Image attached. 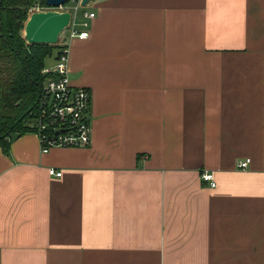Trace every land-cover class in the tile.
I'll use <instances>...</instances> for the list:
<instances>
[{"label": "crops", "instance_id": "obj_1", "mask_svg": "<svg viewBox=\"0 0 264 264\" xmlns=\"http://www.w3.org/2000/svg\"><path fill=\"white\" fill-rule=\"evenodd\" d=\"M77 10L90 145L0 147V264H264V0Z\"/></svg>", "mask_w": 264, "mask_h": 264}, {"label": "trees", "instance_id": "obj_2", "mask_svg": "<svg viewBox=\"0 0 264 264\" xmlns=\"http://www.w3.org/2000/svg\"><path fill=\"white\" fill-rule=\"evenodd\" d=\"M32 7L50 8L45 0H0V147L5 153L13 136L33 133L28 123L40 87L48 77L41 70L45 59L59 48L28 44L23 38V26Z\"/></svg>", "mask_w": 264, "mask_h": 264}, {"label": "built area", "instance_id": "obj_3", "mask_svg": "<svg viewBox=\"0 0 264 264\" xmlns=\"http://www.w3.org/2000/svg\"><path fill=\"white\" fill-rule=\"evenodd\" d=\"M78 8L77 3L63 11L70 13L71 20L68 29L59 36L60 39L65 32L67 40L86 37V33H77L72 28L71 21ZM84 17L92 18L93 14L85 13ZM62 42L63 40L56 44L59 48L54 55L52 67L41 70V74L48 77L40 87L35 111L29 120L30 124L28 123V127L33 128L32 134L37 138L40 154H46L51 149H77L90 145L89 92L70 85L66 69L67 46ZM248 162L247 159L239 162L237 168L245 169ZM47 174L56 178L60 176V172L53 169H47ZM200 178L213 186L211 173H202Z\"/></svg>", "mask_w": 264, "mask_h": 264}, {"label": "water", "instance_id": "obj_4", "mask_svg": "<svg viewBox=\"0 0 264 264\" xmlns=\"http://www.w3.org/2000/svg\"><path fill=\"white\" fill-rule=\"evenodd\" d=\"M70 0H45L50 8H58ZM92 0H79V8H85ZM71 16L68 12H33L23 26V38L28 44L56 45L59 36L68 29Z\"/></svg>", "mask_w": 264, "mask_h": 264}, {"label": "rangeland", "instance_id": "obj_5", "mask_svg": "<svg viewBox=\"0 0 264 264\" xmlns=\"http://www.w3.org/2000/svg\"><path fill=\"white\" fill-rule=\"evenodd\" d=\"M78 1L79 0H71L70 2H68L66 5H62L61 6V8H39V7H32V9L30 10V12H28V16L31 14V13H33V12H46V11H55V12H63V11H65V10H67L68 8H70V7H72V6H74V5H77V3H78ZM86 8V7H85ZM85 8H80V9H78L77 10V12H78V15L81 13V11L83 10V9H85ZM28 16H27V18H28ZM75 16V15H74ZM58 41H59V43H61V41H62V39H58ZM57 41V42H58ZM54 54H55V52H53L52 54H51V56L50 57H47L46 59H45V61H44V63H52L53 62V58H54Z\"/></svg>", "mask_w": 264, "mask_h": 264}]
</instances>
